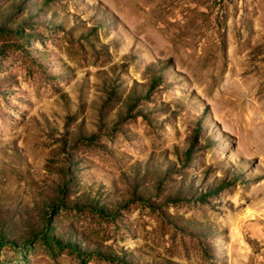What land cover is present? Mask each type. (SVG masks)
Wrapping results in <instances>:
<instances>
[{"label": "rangeland", "instance_id": "1", "mask_svg": "<svg viewBox=\"0 0 264 264\" xmlns=\"http://www.w3.org/2000/svg\"><path fill=\"white\" fill-rule=\"evenodd\" d=\"M0 264H264V0H0Z\"/></svg>", "mask_w": 264, "mask_h": 264}, {"label": "trees", "instance_id": "2", "mask_svg": "<svg viewBox=\"0 0 264 264\" xmlns=\"http://www.w3.org/2000/svg\"><path fill=\"white\" fill-rule=\"evenodd\" d=\"M20 5H21V3H20ZM189 155H191V149L189 148V150H188V156Z\"/></svg>", "mask_w": 264, "mask_h": 264}]
</instances>
